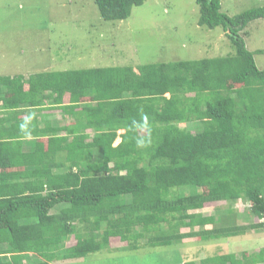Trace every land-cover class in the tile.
I'll use <instances>...</instances> for the list:
<instances>
[{"label":"trees","instance_id":"1","mask_svg":"<svg viewBox=\"0 0 264 264\" xmlns=\"http://www.w3.org/2000/svg\"><path fill=\"white\" fill-rule=\"evenodd\" d=\"M145 1L95 3L118 22ZM195 2L198 25L223 29L233 54L0 75V264L101 253L138 264L136 255L162 251L150 257L160 260L182 242L264 231V69L245 41L264 6L230 16L222 0ZM54 111L68 124L54 125ZM237 201L250 203L253 224L240 223ZM186 253L175 264H264V247Z\"/></svg>","mask_w":264,"mask_h":264},{"label":"rangeland","instance_id":"2","mask_svg":"<svg viewBox=\"0 0 264 264\" xmlns=\"http://www.w3.org/2000/svg\"><path fill=\"white\" fill-rule=\"evenodd\" d=\"M259 6H264V0L222 1L223 12L230 16ZM198 20L195 0H146L133 9L128 20L118 22L104 20L95 0H0V75L28 77L115 66L137 70L143 65L234 53L223 29L202 27ZM247 32L246 47L256 53L255 61L264 69V20L252 22ZM119 143L117 139L115 145ZM233 206L241 215L240 223H254L255 216L248 211L250 203L237 201ZM202 212L213 214L215 210L207 207ZM263 247L264 231L254 230L233 238L175 244L168 257L160 260L150 257L162 251L135 257L138 264H175L174 255L185 251L187 260H196L225 253L241 256ZM108 256L101 253L89 257L88 262L61 260L59 264H119Z\"/></svg>","mask_w":264,"mask_h":264},{"label":"crops","instance_id":"3","mask_svg":"<svg viewBox=\"0 0 264 264\" xmlns=\"http://www.w3.org/2000/svg\"><path fill=\"white\" fill-rule=\"evenodd\" d=\"M223 2H224V0H222ZM62 118H63V113L62 112H60V111H54L52 114H51V117H50V119L53 121V123H54V125H56V126H58V125H62L63 124V121L64 120H62ZM65 123H67L66 121H64ZM68 124V123H67ZM125 133V130H119L118 131V134H119V137L117 138V139H120V143L122 142V138H121V135L122 134H124ZM117 139H116V141H117ZM115 141V142H116ZM115 142H114V146L116 147V146H118V145H115ZM32 256V258L34 259V260H36L35 259V257H34V255H31ZM61 262V259L60 260H58V262H55V263H60ZM24 264H26V259L24 260Z\"/></svg>","mask_w":264,"mask_h":264}]
</instances>
